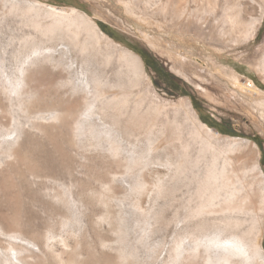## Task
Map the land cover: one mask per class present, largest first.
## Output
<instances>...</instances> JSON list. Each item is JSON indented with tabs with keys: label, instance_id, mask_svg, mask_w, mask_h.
Here are the masks:
<instances>
[{
	"label": "rangeland",
	"instance_id": "1",
	"mask_svg": "<svg viewBox=\"0 0 264 264\" xmlns=\"http://www.w3.org/2000/svg\"><path fill=\"white\" fill-rule=\"evenodd\" d=\"M11 1L0 2V114L29 129L39 121L33 104L59 102L67 109L84 100L64 132L30 131L23 164L5 153L0 139V173L16 164L37 167L35 181L58 209L46 216L34 205L38 216L30 219L19 207V233L26 237L35 229L90 240L91 223L121 229L127 264H208L211 237L236 238L249 248L250 264H261L249 241L259 233L264 251V209L255 196L264 193V11L254 36L235 41L220 33L228 27L222 0H186L183 14L173 17L144 11L140 0H36L65 9L66 16L31 10L33 0ZM71 8L99 28L104 23L115 37L100 30L113 42ZM122 36L157 58L183 83L182 91L116 39ZM122 47L140 57L143 71ZM82 74L115 85L105 86L106 95L123 93L126 104L108 102L93 87L71 89ZM184 92L228 132L210 127L216 136L202 127ZM4 132L0 127V138ZM251 143L258 148L254 160ZM238 153L246 160L235 162ZM9 197L0 191V209L12 214ZM211 258L224 264V257Z\"/></svg>",
	"mask_w": 264,
	"mask_h": 264
},
{
	"label": "bare ground",
	"instance_id": "2",
	"mask_svg": "<svg viewBox=\"0 0 264 264\" xmlns=\"http://www.w3.org/2000/svg\"><path fill=\"white\" fill-rule=\"evenodd\" d=\"M185 3L186 0L139 1L140 7H142L141 9H143L144 11H162L163 13L168 14L171 17L183 14L184 10H186ZM28 4L31 10L34 9L40 12L41 10L45 9L46 11L57 13L59 16H66L65 9L63 8H58L52 5H42L39 1L36 0H33ZM222 4L224 5L223 17L225 19L223 21L228 24V27L223 28L220 33L223 36H228L235 39V41H244L252 38L262 20L264 0H222ZM216 7V4H214V10L216 9ZM70 10L72 12L76 11L81 18L90 22L99 33L100 37L105 38L107 42H113V40L105 35L97 26V24L84 12L76 10L74 8H71ZM216 21L219 22L220 20ZM224 24L222 25L224 26ZM122 50L124 56L131 60L138 70L143 71L142 61L140 57L128 49L123 48ZM78 81V84L76 85L74 83L71 86V89L74 90L80 88L83 92H89L91 90V87H93L96 93H100L98 95H101L104 98L107 97L108 102H111L114 105L121 104L124 106L127 102V99L123 93L120 95H117L118 93H111L110 95H106V90H104L105 86H107L110 91L115 88V85L113 84H107L106 82L103 83L101 82L102 80L100 81L96 78L94 80L93 78L89 79L86 74H82V76L79 77ZM248 85H251L250 87L254 91L259 90V88L253 85L251 82H248ZM99 86H101V88ZM43 98L45 97L43 96ZM41 99L42 98H40V100ZM82 100L83 99L81 98L77 102H74V104L72 102L71 104H69L71 105V107L69 106L67 109L58 104L59 102H57V104L55 105L52 104L48 106H46V102L45 106L44 104L40 106V103L36 101L38 104L35 102L36 104H33L32 108L33 111L35 110L39 112H36L37 114H39V117L37 116L39 118V121L38 119L32 121L29 129L19 122L11 121L10 118L6 115L7 113L5 114L4 112H1L0 127L4 129L5 132L0 139L2 140V142H6L7 147L5 148V153H7L8 156L12 157L13 160L17 161L18 164L21 162L23 164L24 157H26L22 154L23 147L27 146L32 141V134L30 133V131L33 132L34 130H38V133L39 131H42L43 133L46 132L53 134L55 128L59 132H64L63 130L70 126L72 117H74L73 113L81 105ZM196 118L198 123L202 127L206 128L207 131H209L213 135H219L217 131H214L206 123L202 122L197 116ZM46 120L53 122V124H56H52V126L50 125V128H47L46 125L44 126L43 124V122ZM98 132H100V130ZM51 134L49 135L51 136ZM256 152H258L256 144L251 143V151L249 153L250 158H248L253 159ZM25 155L28 154L26 153ZM245 156L246 154H236L234 156L235 162L243 161L245 159ZM253 160H251V162ZM27 161L25 163H28ZM13 166V169L9 167L11 169L9 170V172H5V174L0 173V191L8 197L10 196L8 201H10V204H12L11 209L13 210V213L10 214V212H8L5 208L0 209V264H127L129 262V253L123 246L124 243H121V239H123L124 236L123 230H115L114 228H111L109 226H102L100 224V227H96L95 222L91 223L89 227V232L91 233L90 240L86 239L85 237H82L80 240L69 236L62 238L58 237L56 233L49 235L47 231L35 232V229L34 232L31 230V232L28 233V238L27 236L24 237L21 233H19V231L21 230V221L19 219V216L22 215V212L19 215V212L22 211L19 209V207H22L24 205L25 212H28L30 219L34 217L36 218L38 216V212L33 208L34 205L36 207L39 206L41 208V211L46 213V216H51L52 213L54 214L58 211V209L53 204H49L45 200V187L43 186V184L37 183V181H35V177L37 176L35 171L37 168L36 166V168H34L33 166L31 167V165H25V168L23 167V169L20 168L21 166H18L17 164ZM252 168L253 170H257L258 173L261 172L259 166H257L256 164L253 165ZM8 175H15L17 177V180L19 179V181L14 182V176V178L10 181ZM12 186L14 188H17L14 193H12L10 190ZM255 196L259 198V201L261 202V205L264 209V193L259 191V193H255ZM120 224L122 226V223ZM49 229L52 230V225L49 227ZM218 237H211L209 242L206 244L207 249L212 253L211 256L207 257L208 264H211V257L216 258V260L218 261L219 257H224V264H226L227 258L235 260L234 264L251 263V256L249 255L248 251L249 248H246L241 243V241L236 238L222 240ZM249 243L252 255L257 257L259 263L264 264V251L262 249V246L260 245L259 233L253 235L250 238ZM185 264H193V262L186 261Z\"/></svg>",
	"mask_w": 264,
	"mask_h": 264
},
{
	"label": "trees",
	"instance_id": "3",
	"mask_svg": "<svg viewBox=\"0 0 264 264\" xmlns=\"http://www.w3.org/2000/svg\"><path fill=\"white\" fill-rule=\"evenodd\" d=\"M100 28L106 32L107 34L114 36L113 32H111L107 26L104 23L98 22ZM117 40H120L122 42H125L127 45L132 47L134 50L138 51V49L134 46L128 43L126 37H116ZM140 55L143 57L144 61L146 62L147 66L152 68L154 71H156L159 75H161L164 79L168 80L174 88L181 90L182 91V82L174 76V74L168 72L165 70V68L161 65L160 61L155 58L152 54L149 52H144V51H138ZM259 85V84H258ZM261 87V86H260ZM186 95L190 96L192 100L193 107L196 109V111L199 113L201 120L206 123L209 127H212L214 129H217L220 132H228L224 128H222V124L220 122H217L214 120L211 116L206 115L203 113V110L200 106L199 100L195 97V95L189 93V92H184ZM255 142H257L259 145H261L262 141L259 138L254 139ZM263 161V157L261 159Z\"/></svg>",
	"mask_w": 264,
	"mask_h": 264
}]
</instances>
